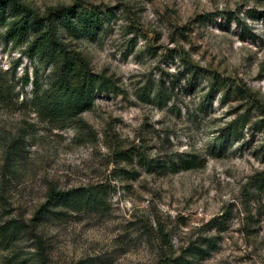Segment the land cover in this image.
<instances>
[{
    "label": "rangeland",
    "instance_id": "374dc122",
    "mask_svg": "<svg viewBox=\"0 0 264 264\" xmlns=\"http://www.w3.org/2000/svg\"><path fill=\"white\" fill-rule=\"evenodd\" d=\"M20 1L93 5L95 27L61 35L112 86L71 120L37 114L51 67L0 26V225L29 234L0 246V264L35 253L38 236L49 264H264V0ZM137 148L151 168L123 157ZM92 185L100 207L34 218L50 187ZM213 236L210 252L193 249Z\"/></svg>",
    "mask_w": 264,
    "mask_h": 264
},
{
    "label": "trees",
    "instance_id": "16d2710c",
    "mask_svg": "<svg viewBox=\"0 0 264 264\" xmlns=\"http://www.w3.org/2000/svg\"><path fill=\"white\" fill-rule=\"evenodd\" d=\"M99 20L100 16L93 5L89 7H84L83 4L57 6L48 8L45 13H40L20 0H0V26L4 27L3 33L6 38L21 41L26 45L27 54L31 58H37L51 67L47 85L45 87L36 85L32 90L30 103L37 114L51 121L71 120L92 106L95 93L109 90L112 86L110 80L95 72L82 52L76 46L66 42L61 35L64 30L68 35L78 37L80 31L95 27ZM25 80L28 81V76ZM212 89L220 90L215 80L212 83ZM1 91L0 89V95H2ZM227 93L223 94L224 97ZM239 119V117L234 118L229 124V128L236 134L235 137L240 135V128L247 121ZM262 121H254L253 129H261ZM129 152L130 155L123 157L135 155L137 161L148 168L154 165L152 161L146 159L139 148ZM46 195V203L35 213L34 218L37 221L59 218L67 214L70 207L78 210L98 208L105 202V192L100 185L68 190L50 187ZM61 207L67 208L63 210ZM213 219L219 220V225H223V216ZM27 236H29L27 225L21 220L11 219L0 225V246H16ZM38 237L35 240L36 252L16 250L14 264H28L31 260L34 264H49L46 247L42 244L41 237ZM216 245L217 238L213 236L207 238L205 242L193 244V249H199V253H208ZM161 264H193V261L183 256H169L163 258Z\"/></svg>",
    "mask_w": 264,
    "mask_h": 264
}]
</instances>
